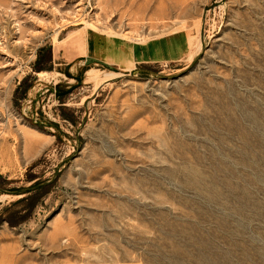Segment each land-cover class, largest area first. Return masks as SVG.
<instances>
[{"label":"rangeland","instance_id":"374dc122","mask_svg":"<svg viewBox=\"0 0 264 264\" xmlns=\"http://www.w3.org/2000/svg\"><path fill=\"white\" fill-rule=\"evenodd\" d=\"M0 38V264H264V0H0Z\"/></svg>","mask_w":264,"mask_h":264},{"label":"water","instance_id":"95a60500","mask_svg":"<svg viewBox=\"0 0 264 264\" xmlns=\"http://www.w3.org/2000/svg\"><path fill=\"white\" fill-rule=\"evenodd\" d=\"M159 78H165V79H167L169 77H166V76L161 75V76H159Z\"/></svg>","mask_w":264,"mask_h":264},{"label":"bare ground","instance_id":"6f19581e","mask_svg":"<svg viewBox=\"0 0 264 264\" xmlns=\"http://www.w3.org/2000/svg\"><path fill=\"white\" fill-rule=\"evenodd\" d=\"M3 38V37H2ZM1 39V38H0Z\"/></svg>","mask_w":264,"mask_h":264}]
</instances>
